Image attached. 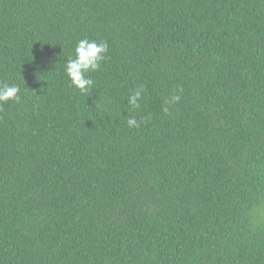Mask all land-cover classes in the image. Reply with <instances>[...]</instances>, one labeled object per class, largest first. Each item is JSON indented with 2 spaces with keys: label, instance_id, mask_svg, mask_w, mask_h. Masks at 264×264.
<instances>
[{
  "label": "trees",
  "instance_id": "16d2710c",
  "mask_svg": "<svg viewBox=\"0 0 264 264\" xmlns=\"http://www.w3.org/2000/svg\"><path fill=\"white\" fill-rule=\"evenodd\" d=\"M5 82L0 264H264V0H0Z\"/></svg>",
  "mask_w": 264,
  "mask_h": 264
},
{
  "label": "clouds",
  "instance_id": "9594fccd",
  "mask_svg": "<svg viewBox=\"0 0 264 264\" xmlns=\"http://www.w3.org/2000/svg\"><path fill=\"white\" fill-rule=\"evenodd\" d=\"M108 47L107 41L97 42L87 38L78 41L74 58L67 60L64 69L71 86L78 89L81 93L89 92L93 85V80L88 74L101 69L102 62L106 59ZM20 99V87L18 85L6 82L0 83V106L9 101L19 102ZM135 99V97L129 98V103L133 107L137 106ZM179 100L180 96L174 95L170 102L177 103ZM127 123L129 127L138 126L135 118H129Z\"/></svg>",
  "mask_w": 264,
  "mask_h": 264
}]
</instances>
